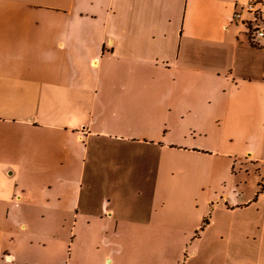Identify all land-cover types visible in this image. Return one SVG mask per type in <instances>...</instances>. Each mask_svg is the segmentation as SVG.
I'll use <instances>...</instances> for the list:
<instances>
[{"label":"crops","instance_id":"crops-1","mask_svg":"<svg viewBox=\"0 0 264 264\" xmlns=\"http://www.w3.org/2000/svg\"><path fill=\"white\" fill-rule=\"evenodd\" d=\"M246 1L0 0V264L63 257L71 228L104 214L145 220L182 150L262 147L264 38L250 44Z\"/></svg>","mask_w":264,"mask_h":264},{"label":"rangeland","instance_id":"rangeland-1","mask_svg":"<svg viewBox=\"0 0 264 264\" xmlns=\"http://www.w3.org/2000/svg\"><path fill=\"white\" fill-rule=\"evenodd\" d=\"M198 151L203 154L182 150L183 164H163L167 178L160 187L154 185L157 192L146 207L149 211L145 220L112 221L104 214L97 224L73 226L72 247L67 243L63 257L51 248L49 253L39 256L41 261L45 264H264L263 232L252 236L225 227L226 223L264 222V199L256 200L253 196L251 204L242 202L263 189L264 142L247 159ZM175 171H182L183 176L173 174ZM222 195L226 196L223 201L218 199ZM102 213L103 210L97 212ZM42 223L35 225V231L41 236L49 235ZM52 232L59 237L58 228Z\"/></svg>","mask_w":264,"mask_h":264},{"label":"built area","instance_id":"built-area-1","mask_svg":"<svg viewBox=\"0 0 264 264\" xmlns=\"http://www.w3.org/2000/svg\"><path fill=\"white\" fill-rule=\"evenodd\" d=\"M242 12L247 17L242 24L252 43L256 44L258 39L264 38V0H247ZM242 12H236L234 18L240 19Z\"/></svg>","mask_w":264,"mask_h":264},{"label":"trees","instance_id":"trees-1","mask_svg":"<svg viewBox=\"0 0 264 264\" xmlns=\"http://www.w3.org/2000/svg\"><path fill=\"white\" fill-rule=\"evenodd\" d=\"M249 41H250V44H252V45L256 46L254 43H252V41H251V40H249Z\"/></svg>","mask_w":264,"mask_h":264}]
</instances>
